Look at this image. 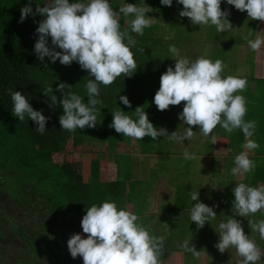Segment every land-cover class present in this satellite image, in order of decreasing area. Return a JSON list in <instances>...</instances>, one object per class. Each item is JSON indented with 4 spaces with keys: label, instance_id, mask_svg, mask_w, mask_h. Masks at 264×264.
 Returning <instances> with one entry per match:
<instances>
[{
    "label": "clouds",
    "instance_id": "1",
    "mask_svg": "<svg viewBox=\"0 0 264 264\" xmlns=\"http://www.w3.org/2000/svg\"><path fill=\"white\" fill-rule=\"evenodd\" d=\"M161 5L171 6L173 0H159ZM222 0H176L182 5L179 15L188 17L190 23L215 26L217 33L232 28L227 19L229 12L221 8ZM238 10H246L250 19L264 21V0H224ZM153 11L145 0L140 3H121L118 10L110 0H46L43 6L37 3L35 11L31 3L20 8L19 20L22 22L28 15L40 14L43 19L35 29L38 38L34 43L37 57L43 61L48 57L51 62L57 60L64 65L73 61L88 71L92 78L85 84L87 103L82 95L75 92H64L66 84L59 82L56 88L61 90L60 105L63 109L59 115L62 129L75 132L78 128L95 127L101 114L99 105H103L100 97V85H111L121 75L131 76L137 62L132 48L137 41L131 33L142 36L145 28L153 23V17L146 13ZM119 14L131 15L128 29L121 28ZM51 38V47L48 38ZM251 33L242 34L251 50L256 51L264 45V38H250ZM57 47L60 49L57 51ZM142 50V49H141ZM165 57L173 58L174 66H166L160 74L159 87L153 96L157 109L166 110L170 105L184 101L178 118L188 126L182 132L177 130L168 133L163 126H154L144 108L137 106L131 115L120 107L112 112L109 127L123 136L140 140L149 136L153 141L165 137L170 141L184 143L190 140L194 131L198 130L212 143L216 142L214 129L219 126L227 133L240 130L246 137L244 151L234 156V166L230 172L235 175L250 174L256 164L250 158V152L259 148L253 139L257 122L245 119L248 108L247 98L242 94L247 87V77L242 75H223L226 64L221 59L212 60L206 55L190 58L183 55L175 44L168 45ZM47 91L53 92L52 87ZM47 91L44 93L47 95ZM12 100V115L19 121L31 118L35 130L41 134L47 131L46 121L49 119L42 109H35L28 96L20 90L9 89ZM48 96V95H47ZM119 100L126 106L131 105L127 95H120ZM57 101L56 95L50 97L51 104ZM185 160L196 158V154L188 151L182 153ZM214 187L216 185H213ZM234 199L231 208L233 215L220 220L215 232L218 240L215 247L224 252L235 248L242 258L239 264H257L264 256V251L256 241L245 233L242 223L236 215L247 217L257 212L264 213V183L257 186L243 181L231 189ZM198 189L190 192L195 203L190 209V221L196 227H203L207 221L216 219L214 206L202 202L198 198ZM251 229L264 239V219L256 222L248 221ZM82 235L74 232L66 241L69 254L75 258L82 257L83 264H161L162 251L165 248V235H157L145 226L139 215L117 202L105 199L99 204L92 203L86 208L80 220ZM211 225V224H210ZM185 252L199 257L200 252L191 243V237L184 239L180 245Z\"/></svg>",
    "mask_w": 264,
    "mask_h": 264
},
{
    "label": "crops",
    "instance_id": "2",
    "mask_svg": "<svg viewBox=\"0 0 264 264\" xmlns=\"http://www.w3.org/2000/svg\"><path fill=\"white\" fill-rule=\"evenodd\" d=\"M123 2L125 0H110L117 10ZM127 2L139 4L140 0ZM145 2L153 9L146 13L153 17V23L145 28L142 36L131 33L137 41L136 47L132 48L137 68L131 76L121 75L111 85H100L99 98L103 101V105L98 106L101 107L100 122L95 127H86L91 132L83 134L78 140L81 145L73 147L78 150L82 161L83 179L89 180L91 161L95 159L98 160L99 181L124 184L123 207L135 211L152 232L166 236L161 264H193L186 258L191 253L179 247L184 239L190 237L200 252L199 257H195L196 264H239L242 258L235 248L220 252L215 247L219 238L215 229L220 220L233 215L231 189L236 183L243 181L253 186L264 183V45L253 51L242 39V34L248 33L252 39L256 36L264 38V21L250 19L246 10H238L222 0L221 8L228 10L227 19L232 28L217 33L215 26L192 24L188 17H181L178 10L183 6L176 0L171 6L161 5L159 0ZM119 18L122 30L130 32L129 22L133 17L119 14ZM169 44H175L183 55L193 59L201 55L212 60L221 59L226 64L223 75L247 77V87L242 92L247 98L245 119L257 122L253 139L259 143V148L250 152V158L256 164L252 173L234 176L230 172L234 156L245 150L246 137L240 130L227 133L217 126L213 130L216 142L212 143L202 135L197 125H193V137L177 143L165 137H158L155 141L149 136L135 140L109 127L111 111L120 107L131 115L137 106L144 108L154 126H163L168 133L174 130L182 132L188 126L177 115L182 111L184 101L170 105L166 110L157 109L153 102L160 74L166 66H174L175 63L173 58L165 57ZM75 63L76 92L84 94V102L87 103L85 84L92 77ZM122 94L127 95L130 106L119 100ZM83 145H86L85 149L80 148ZM185 148L195 153L196 158L185 160L182 156ZM85 158H88V163ZM197 189L199 200L214 206L217 214L216 219L210 221L211 225L206 221L200 228L189 219L190 209L195 203L190 192ZM236 218L241 221L245 233L264 251V239L248 223L264 219V213L257 212L247 217L236 215ZM169 239H172L170 244ZM167 257L170 261L164 260ZM257 264H264V256Z\"/></svg>",
    "mask_w": 264,
    "mask_h": 264
},
{
    "label": "trees",
    "instance_id": "3",
    "mask_svg": "<svg viewBox=\"0 0 264 264\" xmlns=\"http://www.w3.org/2000/svg\"><path fill=\"white\" fill-rule=\"evenodd\" d=\"M43 2L0 0V264L15 261L14 256L27 264H83L82 257L69 254L66 244L79 218L92 203L105 199L120 207L124 203V184L99 181L98 160L91 161L90 178L84 181L81 159L63 155L91 130L69 132L59 124L62 92L56 85L64 82L65 93H77L75 61L69 65L48 57L41 61L34 43L43 17L37 13L19 20L25 3L35 11ZM50 87L53 92L47 91ZM9 89L25 93L32 106L49 117L45 133L35 130L31 118L19 121L12 115ZM52 95L57 97L55 104L50 102ZM53 153L62 154V159L53 160Z\"/></svg>",
    "mask_w": 264,
    "mask_h": 264
},
{
    "label": "rangeland",
    "instance_id": "4",
    "mask_svg": "<svg viewBox=\"0 0 264 264\" xmlns=\"http://www.w3.org/2000/svg\"><path fill=\"white\" fill-rule=\"evenodd\" d=\"M71 143V139L70 140H68V142H67V146L66 147H68L69 146V144ZM81 145V143H80V141L78 142V145ZM73 145H71L70 147H72ZM81 149H85L86 148V145H83L82 147H80ZM77 149H72L71 151H67L66 153H63V155H64V157H66V158H68V159H70V158H78V153H77ZM77 153V154H76ZM63 155L62 154H60V153H53L52 154V158H53V160H55V161H60L61 159H62V157H63ZM81 157V156H80ZM85 162L86 163H88V158L86 159L85 158ZM144 185H146V186H148V185H150V184H144ZM81 218H82V216L79 218V221L77 222V226H76V232H80L82 235H87L86 233H83L82 232V228H81V224H80V220H81ZM172 242V239H169V241H168V244H170ZM163 256V255H162ZM217 256V255H216ZM223 256H224V253L221 255V260H223ZM186 258H187V261H190V262H192L193 264H196L198 261L196 260V258L195 257H193L191 254H188V255H186ZM13 259L15 260V261H8L9 262V264L11 263V264H27V263H24L22 260H23V258H17V257H13ZM164 260H166V261H170V258L169 257H167V258H164ZM6 261V260H5ZM22 261V262H21ZM8 262H4L5 264L7 263L8 264ZM13 262V263H12Z\"/></svg>",
    "mask_w": 264,
    "mask_h": 264
}]
</instances>
